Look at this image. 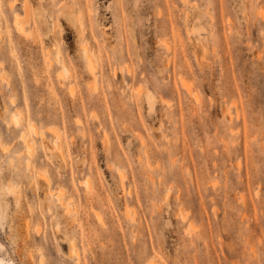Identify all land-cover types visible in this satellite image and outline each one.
<instances>
[{
	"label": "rangeland",
	"instance_id": "374dc122",
	"mask_svg": "<svg viewBox=\"0 0 264 264\" xmlns=\"http://www.w3.org/2000/svg\"><path fill=\"white\" fill-rule=\"evenodd\" d=\"M26 2L18 33L0 0V256L264 264V0Z\"/></svg>",
	"mask_w": 264,
	"mask_h": 264
},
{
	"label": "bare ground",
	"instance_id": "6f19581e",
	"mask_svg": "<svg viewBox=\"0 0 264 264\" xmlns=\"http://www.w3.org/2000/svg\"><path fill=\"white\" fill-rule=\"evenodd\" d=\"M64 7H65V5H64ZM61 13L66 17V18H68L71 22H74V23H76V14H74V12L72 11V10H70V9H68V7H65V8H61ZM28 19V4H27V2H26V0H24V8H23V14L22 15H20V14H18V13H15L14 14V17H13V21L15 22V26L14 27H16L15 29H16V31L18 32V33H27V30H26V27H25V25H24V22L26 21ZM162 43H163V41H162ZM165 43V42H164ZM166 46V45H165ZM168 46V45H167ZM81 50H82V54H83V56L85 57V59H86V61H87V65H88V68L90 67V66H92L93 64V62H94V60L92 61L91 60V54H90V52H89V50L86 48V45H82L81 46ZM83 57V58H84ZM91 61H92V63H91ZM61 63H62V66H63V69H64V71H67V68L65 67V65H64V63L61 61ZM93 67H95V65L93 66ZM91 67L89 68V70L91 71ZM93 71V70H92ZM184 79V78H183ZM183 82H184V80H182ZM181 84H183V83H181ZM184 85V84H183ZM189 86V85H188ZM189 88V87H188ZM187 88V89H188ZM17 116V115H16ZM79 118V117H78ZM17 119V118H16ZM76 120V119H75ZM78 121V120H77ZM76 122V121H75ZM80 122H81V120H80ZM27 125H30L31 127L32 126H34V124H32V123H28ZM27 127V126H26ZM33 128H35V126L33 127ZM32 128V129H33ZM49 129L51 130V132H52V137H53V140H54V142H55V145L56 146H54L55 148H60L61 146L58 144V142H56V140L60 137V131L56 128V127H49ZM24 131H26V130H24ZM24 131L23 132H21V133H23V135H21V139L23 140L22 142H23V144L25 145V149H27V150H31V149H33V140H32V138L31 137H26V136H24L25 134H24ZM29 131V130H28ZM30 132V131H29ZM29 132H27L26 134H27V136L28 135H30V134H28ZM34 132H36V130L34 131L33 130V133ZM23 137V138H22ZM54 142H53V145H54ZM1 144V143H0ZM60 146V147H59ZM5 149V148H4ZM3 149V150H4ZM24 151H26V150H24ZM59 151V150H58ZM60 151H61V148H60ZM31 152L32 151H30V153L29 154H31ZM28 154V153H27ZM28 154V155H29ZM29 157V156H28ZM27 157V158H28ZM29 159V158H28ZM27 163H28V161H27ZM30 164V163H29ZM27 166V165H26ZM40 172V171H39ZM120 172H121V170H120ZM45 174V173H44ZM122 174V173H121ZM41 176V175H40ZM44 179V178H43ZM44 182H45V195L47 196V197H49V198H52V195H54V194H52L51 192L53 191V190H57V189H53L51 192H50V188H49V185H48V183L50 182L49 181V179H48V177H45V180H43ZM9 184V183H8ZM50 184V183H49ZM5 187H9V185H3L1 182H0V210H1V213H3L4 212V210H5V207H6V205H7V201H9V200H7L6 198L4 199V197H3V194H2V189L4 190V188ZM10 188V187H9ZM12 188V187H11ZM60 187L58 186V191H56V194H55V198H56V200L58 199L59 201H60V203H61V206H62V209L64 210H62L63 211V213L65 212V213H71V211H70V208H69V203H68V201H65L66 200V197L64 196V190H62L61 188L59 189ZM6 189V188H5ZM13 190V189H12ZM15 190V189H14ZM4 191H6V190H4ZM9 191V190H8ZM11 192V191H10ZM54 192V191H53ZM6 193V192H5ZM4 193V194H5ZM16 193H17V191H16ZM12 194H15V192L14 193H12ZM11 194V195H12ZM19 194V193H18ZM15 198V197H14ZM13 198V199H14ZM17 199H18V197H17ZM7 200V201H6ZM58 202V201H57ZM64 213V214H65ZM181 215V217H182V219L184 220H190V216L189 215H187L186 213L184 214V213H180ZM70 215V214H69ZM77 251V250H76ZM75 251V252H76ZM74 252V253H75ZM76 254H78V253H76ZM41 259V258H40ZM152 261H153V259H151ZM147 261H149V259L147 260ZM146 261V262H147ZM152 261H151V263L150 264H154V263H152ZM0 264H15L12 260H6V259H4L3 257H1L0 256ZM157 264V263H156Z\"/></svg>",
	"mask_w": 264,
	"mask_h": 264
}]
</instances>
